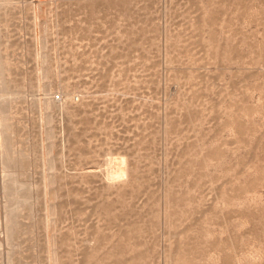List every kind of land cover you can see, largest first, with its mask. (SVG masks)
Here are the masks:
<instances>
[{
	"label": "rangeland",
	"instance_id": "obj_1",
	"mask_svg": "<svg viewBox=\"0 0 264 264\" xmlns=\"http://www.w3.org/2000/svg\"><path fill=\"white\" fill-rule=\"evenodd\" d=\"M0 264H264V0H0Z\"/></svg>",
	"mask_w": 264,
	"mask_h": 264
},
{
	"label": "built area",
	"instance_id": "obj_2",
	"mask_svg": "<svg viewBox=\"0 0 264 264\" xmlns=\"http://www.w3.org/2000/svg\"><path fill=\"white\" fill-rule=\"evenodd\" d=\"M57 97H60V95H58Z\"/></svg>",
	"mask_w": 264,
	"mask_h": 264
}]
</instances>
